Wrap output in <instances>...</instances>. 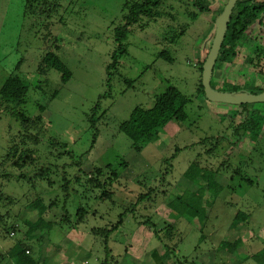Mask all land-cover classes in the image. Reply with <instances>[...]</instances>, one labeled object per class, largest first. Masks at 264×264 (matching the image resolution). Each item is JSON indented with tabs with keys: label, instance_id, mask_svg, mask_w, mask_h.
<instances>
[{
	"label": "rangeland",
	"instance_id": "obj_1",
	"mask_svg": "<svg viewBox=\"0 0 264 264\" xmlns=\"http://www.w3.org/2000/svg\"><path fill=\"white\" fill-rule=\"evenodd\" d=\"M138 1L60 0L49 16L29 13L25 0H0V87L11 75L29 86L25 105L0 102V215L8 221L0 227V264H162L155 234L169 228L167 244L175 249L166 264H264V103L249 109L262 127L253 136L241 128V106L211 102L201 88L200 64L224 0L204 2L205 13L190 0H167L154 16L130 24L119 45L116 31ZM263 43L257 24L241 38L235 63L218 69L214 86L264 88V69L245 64L244 51ZM163 52L171 60L160 58ZM48 53L72 74L67 83L60 72L40 69ZM171 87L191 99L186 122H171L135 152L120 127ZM8 108L35 123L23 129ZM23 150L36 162L18 169L13 163ZM108 166L118 182L88 188L94 171ZM103 191L111 198L99 199ZM190 194L203 208L184 218ZM177 197L184 204L174 211L168 205ZM34 201L40 212L29 208ZM79 206L86 223L72 229ZM121 218L107 245L92 235ZM30 226L34 237L26 240Z\"/></svg>",
	"mask_w": 264,
	"mask_h": 264
},
{
	"label": "trees",
	"instance_id": "obj_2",
	"mask_svg": "<svg viewBox=\"0 0 264 264\" xmlns=\"http://www.w3.org/2000/svg\"><path fill=\"white\" fill-rule=\"evenodd\" d=\"M60 0H25L26 2V9L29 13H40L44 15L52 16L59 7ZM167 0H139L138 4L134 7V14L128 19L127 26L124 28H120L116 31V42L119 45L126 39V35L128 33L127 28L130 27L132 23L137 22L142 16L153 15L154 10L161 7V5ZM193 5L202 13L209 12V8L203 5L204 2L208 1L211 3V0H190ZM228 0H224L223 6L220 9L218 16L223 12ZM260 25L264 29V1L261 0H238L229 23L228 31L220 51L216 66L213 71V77L211 84L213 88L217 89L214 86V81L216 80V74L218 69H222L225 66L229 67L233 65L236 59L239 56L241 47L238 46L239 42L242 37L248 36L249 31L255 26ZM216 31V22L214 23V35L211 41L212 42L215 36ZM210 46V48H211ZM210 51V49H209ZM248 56L245 58V64L252 66L256 69H261L259 73H262V69H264V43L255 45L253 50L249 51L248 49L244 50ZM160 58L170 59V56L163 52L159 56ZM206 60V59H205ZM205 60L200 64V71L203 72V65ZM46 69H53L62 74V82L65 84L67 83L72 74L66 68V66L62 63V61L53 53H48L42 62V68ZM110 70V69H109ZM202 91L204 93L203 86L201 85ZM217 90L223 92H232V93H239V92H246L251 94H260L264 92V88H249L243 87L242 88H233V87H222L218 88ZM29 91V86L18 76V75H11L8 79L2 84L0 87V102L5 104H15L18 107L25 105L26 97ZM205 95V94H204ZM191 103V99L186 95L182 94L177 88L171 87L167 89L163 94L157 97L154 105L152 108L147 110H140L138 109L134 116L132 117L131 121L127 124H124L120 127V130L131 140L132 142V149L137 152L141 153L147 145L152 143L173 121L179 122H186L187 120V113L186 109L188 105ZM252 105H242L240 109H242L241 113L246 114L245 120L241 124V128L245 131L251 133L253 136L254 134L262 130L261 124L255 122L251 117V112L249 109ZM17 108H8V112L10 115L16 119L17 121L21 122L23 129L28 130L32 124H34V120L29 118L25 113L18 110ZM29 140H32L29 138ZM34 142H38L37 140H33ZM218 147V142L208 150V153H215ZM17 153V152H16ZM10 157V156H9ZM13 157V156H12ZM15 157V156H14ZM8 158V157H7ZM36 162V158L34 156V152L30 150H23L19 153V158L13 163V166L18 169H23L26 165L32 164ZM239 170H236V174ZM48 175V170L42 171L40 173V177L43 178ZM233 179V178H232ZM119 180V175L116 171H113L110 166L105 168H99L94 171V176H90L87 184L91 187L92 190L94 189H103L107 182H110L111 186L112 183H117ZM65 185L64 190L69 194V187L70 183L67 179H64ZM111 192L103 191L101 195L98 197L101 200H107L111 198ZM2 198V193L0 192V200ZM143 198V197H141ZM189 203L185 206V212L183 214L184 218H194L201 215L202 210V198H200L196 194L188 195ZM184 204L182 198L177 197L175 201L171 202L168 206L170 209L176 211L181 208ZM41 205L39 201H34L29 205V208L34 209L36 212L41 209ZM45 211L40 213V216H44ZM70 215L66 213L65 220H70ZM240 216L236 217L238 220ZM40 220V217L38 216ZM87 219V211L83 206H79L76 209V218L75 222H71L70 228H74L77 225L86 223ZM46 229H51L52 224L46 223ZM8 221L6 217L0 215V227L6 229ZM123 224V220H121L111 226V227H104V228H92L91 233L96 237H100L103 239L104 243L107 245L112 234L117 231L120 226ZM146 225H149V222H145ZM155 225L152 224V228ZM18 227H13L12 233H15ZM34 227L30 226V230L26 234V240L32 239ZM11 233V234H12ZM171 229L165 230V235L160 236L155 234V237L164 245V254L161 256L163 258V263L166 264L164 261L170 257L171 252L175 249V246L171 248L170 245L167 244V241H170L172 234ZM28 250H23L22 254L28 256L26 253ZM30 251V250H29ZM111 250H108L110 253ZM31 254V251H30ZM29 254V255H30ZM102 264H105L102 263Z\"/></svg>",
	"mask_w": 264,
	"mask_h": 264
},
{
	"label": "water",
	"instance_id": "obj_3",
	"mask_svg": "<svg viewBox=\"0 0 264 264\" xmlns=\"http://www.w3.org/2000/svg\"><path fill=\"white\" fill-rule=\"evenodd\" d=\"M238 0H228L223 12L216 19V31L212 46L203 65L202 86L206 98L214 103H223L233 106L264 103V92L251 94L246 92H223L213 88L211 81L220 51L222 49L233 10Z\"/></svg>",
	"mask_w": 264,
	"mask_h": 264
},
{
	"label": "built area",
	"instance_id": "obj_4",
	"mask_svg": "<svg viewBox=\"0 0 264 264\" xmlns=\"http://www.w3.org/2000/svg\"><path fill=\"white\" fill-rule=\"evenodd\" d=\"M11 236L12 237L15 236V233H12ZM26 253L29 255L30 254V251L28 250Z\"/></svg>",
	"mask_w": 264,
	"mask_h": 264
}]
</instances>
